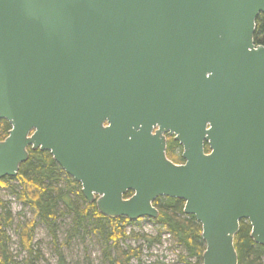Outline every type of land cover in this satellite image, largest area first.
<instances>
[{"label":"water","instance_id":"95a60500","mask_svg":"<svg viewBox=\"0 0 264 264\" xmlns=\"http://www.w3.org/2000/svg\"><path fill=\"white\" fill-rule=\"evenodd\" d=\"M260 15L264 0H0V180L49 151L103 217L182 200L202 264H238L241 221L264 247Z\"/></svg>","mask_w":264,"mask_h":264},{"label":"trees","instance_id":"16d2710c","mask_svg":"<svg viewBox=\"0 0 264 264\" xmlns=\"http://www.w3.org/2000/svg\"><path fill=\"white\" fill-rule=\"evenodd\" d=\"M255 45L264 46V15L256 19L254 33ZM10 125L0 120V142L3 141L10 130ZM182 149L178 143L168 139L166 150L167 158L176 164H181ZM29 158L20 166L16 181L21 186L18 194L19 201L29 206L34 211L33 219L19 227L21 248L30 258L33 254V235L36 220L43 223L50 235L56 241L53 223L59 213V206L66 213L72 215L73 228L71 233H77L79 229L88 224L93 232L98 235L103 243V257L106 264H131L138 259V249L128 248L123 250L121 243L127 239L152 241L148 236L135 234L128 235L126 225L130 223L125 218L109 219L99 214L95 204H88L81 194L80 185L66 175L53 161L46 151H32L28 149ZM205 153H209L205 146ZM8 178L0 180V187L9 188ZM65 183L64 188L60 187ZM71 192L75 194V200L71 199ZM128 193L126 197H130ZM81 206H79V204ZM153 206L158 210L159 216L153 223L158 226V235H169L172 240L186 252L188 258H196L198 264L202 263L204 243L201 239V226L193 216L183 213L184 202L179 199L158 198ZM0 264H17L10 252V239L7 228L11 226L12 216L0 201ZM250 226L247 222H240V229L234 240V247L238 256V264H264V247L256 245L249 237ZM158 236V237H159ZM156 240V239H155ZM154 240V241H155ZM157 241V240H156ZM114 256H112V253ZM184 264H191L186 258H182ZM24 264H31L26 260ZM65 264L59 256V263Z\"/></svg>","mask_w":264,"mask_h":264},{"label":"rangeland","instance_id":"374dc122","mask_svg":"<svg viewBox=\"0 0 264 264\" xmlns=\"http://www.w3.org/2000/svg\"><path fill=\"white\" fill-rule=\"evenodd\" d=\"M7 181L9 188L0 187V201L4 203L6 210L12 216V223L7 228V235L10 239V252L17 264H24L26 260H30L31 264H58L59 256L64 259L65 264H106L103 257L104 246L98 235L93 232L91 227H88V224L84 225L85 228L79 229L76 234L71 233L73 218L72 215L65 212L62 206H59V213L53 223L55 243L47 227L36 220L32 245L33 254L29 258L21 248L18 232L20 226L33 219L34 211L19 201L18 194L21 191V186L18 181L16 179ZM64 186V182L60 184L61 188ZM70 194L71 199L75 200V194L73 192ZM0 212H2L1 208ZM125 228L128 235L148 236L152 239L147 242L142 239L130 238L121 243L123 250L128 248L139 250V258L132 260L131 264H184L182 258H186L191 264H198V260L188 258L183 248L178 246L169 235L159 236L158 226L153 223L152 219L144 218L130 222ZM112 256H114L113 253Z\"/></svg>","mask_w":264,"mask_h":264},{"label":"flooded vegetation","instance_id":"af4514ba","mask_svg":"<svg viewBox=\"0 0 264 264\" xmlns=\"http://www.w3.org/2000/svg\"><path fill=\"white\" fill-rule=\"evenodd\" d=\"M107 124H105V126H106ZM168 139H172L173 141H174V139H173V136H168V135H166V150H167V146H168ZM174 142H176V141H174ZM176 143H178V142H176ZM178 145H180L179 143H178ZM181 147V146H180ZM181 149H182V147H181ZM46 152H48L49 154H50V152L49 151H46ZM181 154H182V152H181ZM51 155V154H50ZM52 157V156H51ZM53 159V158H52ZM54 161V160H53ZM183 161V160H182ZM172 162V161H171ZM173 163V162H172ZM59 168H60V166L57 164V163H55ZM174 164H176V163H174ZM181 164H183V162L181 163ZM176 165H180V164H176ZM61 169V168H60ZM62 170V169H61ZM67 175V174H66ZM70 177V176H69ZM77 184H79L80 185V183H78V182H76ZM80 188H81V185H80Z\"/></svg>","mask_w":264,"mask_h":264}]
</instances>
